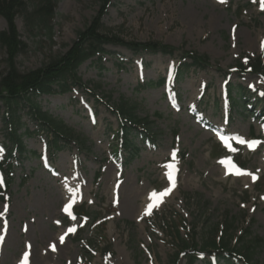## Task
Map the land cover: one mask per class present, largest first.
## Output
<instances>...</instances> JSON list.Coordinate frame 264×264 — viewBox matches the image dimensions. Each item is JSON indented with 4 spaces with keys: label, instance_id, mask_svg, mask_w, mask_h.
Listing matches in <instances>:
<instances>
[{
    "label": "rangeland",
    "instance_id": "rangeland-1",
    "mask_svg": "<svg viewBox=\"0 0 264 264\" xmlns=\"http://www.w3.org/2000/svg\"><path fill=\"white\" fill-rule=\"evenodd\" d=\"M97 10L98 0H57L51 39L43 31H30L17 15L24 44L16 57L19 71L39 68L64 53ZM101 24L123 41H157L176 50L134 52L105 45L100 59L78 67V86L40 96L42 109L76 136L58 151H52L46 134L35 132V122L23 115L31 132L23 140L27 152L21 157L13 153L3 165L5 174L10 164L12 179L6 188L0 186V264H21L25 253L47 256L44 262L27 264H186L175 230L200 244L213 227L220 232L225 220L235 238L247 230L245 241L260 239L251 264H264L261 0H112ZM5 28L0 17V30ZM181 50L206 55L208 66L190 67L175 80L173 70L183 62ZM5 57L0 47V76ZM257 57L261 72H248ZM240 87L247 90V98L239 99ZM227 89L235 97L231 102ZM121 98L135 103L137 114L153 122L150 142L135 131L127 134L137 148L132 157L121 146L120 120L108 108ZM253 141L258 143L250 149ZM3 142L0 120V162L6 158ZM170 163L175 164V187L145 215L150 194L169 188L163 166ZM236 169L247 174H230ZM68 205H84L97 217L92 222L71 216ZM210 258L197 254L194 264H228L223 258L211 263Z\"/></svg>",
    "mask_w": 264,
    "mask_h": 264
},
{
    "label": "trees",
    "instance_id": "trees-1",
    "mask_svg": "<svg viewBox=\"0 0 264 264\" xmlns=\"http://www.w3.org/2000/svg\"><path fill=\"white\" fill-rule=\"evenodd\" d=\"M98 1L99 10L87 26L77 31L74 41L64 53L50 57L39 68L21 72L16 65V57L23 51L24 44L19 38L15 18L17 15L22 16L30 31H43L45 36L51 39L52 20L57 0H0V17L6 22V28L0 30V47L6 55L5 69L0 76V119L5 140L3 148L6 152V159L13 153L21 157L27 152L23 140L31 132L22 121L23 115L35 122L37 125L35 132L46 134L47 143L51 145L52 151H57L62 145L76 141L74 132L60 119L43 110L37 98L55 92L65 93L73 85L78 86L81 83L77 76L78 67L88 59H100V55L105 51V45H123L133 51L144 50L164 54H171L176 50L173 46L157 41L144 43L123 41L101 24V17L111 0ZM179 52L184 61L189 60L188 63L184 61L181 63V69L177 70L179 74L191 66L205 67L209 64L206 55L192 50ZM237 67L241 69L242 64L238 62ZM250 68L252 72L260 73L261 59L257 57L253 63L250 62ZM240 98H244V95ZM108 107L120 120L119 131L122 133L123 146L127 149V154L130 157L134 156L137 150L130 143L131 140L127 134L136 131L140 137L151 139L154 136V132L150 130L153 122L147 117H140L136 112L137 105L123 98L115 105ZM79 143L83 144V141ZM3 164L5 161L0 162V170ZM6 167L8 171L4 174L5 187L12 179L9 171L10 164L7 163ZM74 211L91 220L97 217L92 216L84 205L74 208ZM233 221L232 219L231 223ZM221 224L218 227L220 232L215 226L209 231L210 235L207 236V233H204L200 244L193 238L188 242L181 238L178 230H175L177 244L187 258L186 264H193L196 260L195 254L201 252L214 254L217 258H223L228 264H251L254 250L260 239L254 237L253 240L245 241L249 235L247 230L235 238L233 235L235 231L231 230L230 223L225 220Z\"/></svg>",
    "mask_w": 264,
    "mask_h": 264
},
{
    "label": "snow or ice",
    "instance_id": "snow-or-ice-1",
    "mask_svg": "<svg viewBox=\"0 0 264 264\" xmlns=\"http://www.w3.org/2000/svg\"><path fill=\"white\" fill-rule=\"evenodd\" d=\"M221 2H223V0H221ZM261 10H264V0H261ZM261 49H262V51H264V42L261 43ZM222 139L224 140L225 145L228 146L227 139H225L223 137H222ZM233 139H235L237 143H241V144L245 143V141H243L242 139H238L236 137H233ZM257 143L258 142H255V141L250 142L248 144V147L250 149H252L256 146ZM232 151H234V149H232ZM0 152H2V149H0ZM172 160L175 161V152H173V154H172ZM163 167L168 169V171H166L165 175L169 181V188L166 189L165 191L159 193V194H156V193L150 194L149 199L152 202L148 204L145 215H151L153 209L155 207H158L159 204L163 202V198L168 196L175 187V171H176L175 164L170 163V164L164 165ZM230 174L246 175L247 173L241 172L239 169H236L234 172H230ZM255 179L256 178L253 177V180H255ZM2 185H3V181L0 180V186H2ZM73 195H75V194L73 193ZM70 207H71V205L66 206L65 210L67 211ZM70 231H73V230H70ZM61 243H63V237L61 238ZM53 250H55L54 246H53ZM27 261H28V253H25L24 257L22 258L21 264H27Z\"/></svg>",
    "mask_w": 264,
    "mask_h": 264
},
{
    "label": "bare ground",
    "instance_id": "bare-ground-1",
    "mask_svg": "<svg viewBox=\"0 0 264 264\" xmlns=\"http://www.w3.org/2000/svg\"><path fill=\"white\" fill-rule=\"evenodd\" d=\"M137 197V195L135 194V195H133L132 197H131V200L133 199L134 201H135V198ZM128 200H129V196H128ZM130 200V201H131ZM129 205H130V203H129ZM134 208V203L132 204V206L130 207V210H132ZM141 212H143L142 210H141ZM48 255V254H47ZM22 256H23V254H22ZM32 260H35V262H44V261H46L47 260V256L46 255H43L42 257H36V254H35V258H34V256L30 253V256L28 257V261H32ZM119 264H126V262L125 261H121Z\"/></svg>",
    "mask_w": 264,
    "mask_h": 264
}]
</instances>
